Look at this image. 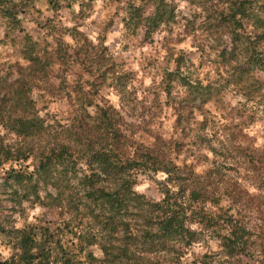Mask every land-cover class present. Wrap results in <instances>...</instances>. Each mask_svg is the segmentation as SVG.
<instances>
[{
    "label": "trees",
    "instance_id": "trees-1",
    "mask_svg": "<svg viewBox=\"0 0 264 264\" xmlns=\"http://www.w3.org/2000/svg\"><path fill=\"white\" fill-rule=\"evenodd\" d=\"M90 1L47 3L55 10L77 2L81 11ZM145 1L153 5L149 13L143 3L126 0L121 21L125 33L142 27L150 39L176 13L169 0ZM188 2L203 12L208 40L195 44L197 60L183 50H169L174 66L151 74L146 89H152L153 101L161 92L166 98L149 108L152 126L143 119L128 121L100 91L103 86L115 89L135 116L142 110L139 86L132 83L137 71L116 67L103 46L75 25L68 33L77 43L63 38L50 16L41 26L51 42L25 30L23 38L13 37L26 63L11 61L18 74L12 81L0 77V124L15 137L13 150L10 144L0 145V161L19 164L5 169L2 183L18 209L30 200L63 216L71 237L43 222L6 229L0 220V232L13 240V252L0 257V264H179L187 257L186 264H264V141L258 142L257 130L252 135L245 131L254 124L264 130V0ZM27 4L0 0V15L22 30L19 11ZM111 23L107 19L104 26ZM3 40L11 42L6 36ZM142 62L145 72L155 64ZM73 66L78 69L70 78ZM53 77L61 93L53 89ZM40 78L47 83L38 94L44 107L30 93ZM227 90L243 100L227 103ZM8 91L7 107L1 97ZM46 94L68 99L65 121L40 114ZM165 121L169 134L154 127ZM141 130L151 139L144 140ZM30 156L31 167L25 163ZM141 175L153 178L159 198L137 189ZM83 218L86 229L79 225ZM197 243L205 250L190 255Z\"/></svg>",
    "mask_w": 264,
    "mask_h": 264
},
{
    "label": "rangeland",
    "instance_id": "rangeland-1",
    "mask_svg": "<svg viewBox=\"0 0 264 264\" xmlns=\"http://www.w3.org/2000/svg\"><path fill=\"white\" fill-rule=\"evenodd\" d=\"M126 0H91L88 2L81 11L77 2L72 3L71 7L61 6L58 9L49 8L47 0H28L25 10L19 11L20 23L22 30L18 28H13L11 24L7 22L5 18L0 15V77L4 76L6 81H12L16 77L17 70L11 65V61L19 60V64H25L26 62L22 57H19V46L15 43L13 37L23 38L24 30L31 33L34 38L41 40L42 42L52 40L50 34L45 33V29L41 26V23L45 20L46 16L53 18V26L61 30V36L67 41H74L77 43L76 39H72L68 33V27L75 25L88 39H90L98 47L103 46V51L107 57L112 58L113 64L116 67L130 68L137 71L136 77L133 79L132 83L137 84V100H141V109L135 116L131 114L130 107L126 104L125 100H120V96L117 91L106 86L100 88L104 94L107 95L109 101H111L114 106L121 110L126 119L130 122H135L137 119H143L147 123V126H152L149 124L150 121V110L154 104L157 102L165 101L164 93L159 94V101H153L155 95L152 89L147 90L146 86H150L153 76L151 75L154 70L160 67L168 66L173 67L174 63L168 58L170 56L169 50H175L177 53L181 50L187 53L193 60H197L200 55L199 48L196 47V43L208 40L204 25L201 21V9L199 7H194L188 2V0H169L174 12L176 13L175 19L161 24L152 34L151 38H147L143 34V28L138 27L134 30V33H125L124 26L121 21L122 13L124 12V5ZM136 3H143L145 12L149 13L153 10L152 3H148L145 0H134ZM107 19H111V26L106 28L104 26ZM103 25V26H102ZM7 37L11 42H6L3 40ZM9 41V40H8ZM50 47V46H49ZM154 62V66H148L145 72L141 69V66L145 64L142 62ZM145 67V66H144ZM77 67L73 66L69 71V77L74 78L77 71ZM264 76V72L261 74ZM155 80L158 79L157 75L154 77ZM37 83L40 84L33 88L30 93L33 98L37 99V105L39 107H44L42 105V100H40L38 94L43 92L47 83L44 78L36 79ZM51 83L54 85V90L61 93L62 89L58 86V79L53 77L50 79ZM2 90H6L5 85L1 86ZM45 93V92H44ZM8 96V97H7ZM7 96H2L1 100L8 107L10 104L11 92H7ZM44 99L46 100V107L40 110V114L45 115L49 118L51 115L55 117L62 118L64 121L70 110V106L67 103L66 97H60L55 95L46 94ZM225 101L227 103L235 105L238 100H243L239 94H236L233 90H227L224 95ZM136 101L132 102L134 104ZM145 104V105H144ZM144 105V109L142 108ZM167 109L166 104H163ZM263 112V111H262ZM155 130H160L165 134H169L171 130L169 129V122L165 121L163 124L154 125ZM257 130V132L255 131ZM246 133L248 135L256 134L258 135V142L264 141L262 134L264 130L261 129L259 124H254V126H249L246 128ZM0 133H2V140L0 145H11V150L14 149L12 144L14 143V135L5 132V129L0 124ZM141 137L148 141L151 137L141 130ZM2 154L0 151V159ZM32 156L25 160L31 167L33 163ZM17 165L18 162L15 160L0 161V220L6 229H11L12 227L18 226L25 221H35L43 222L52 226L54 231L58 230L59 235L64 238L70 239V233L65 231V219L62 217L57 218L52 209H48L45 206L38 205L36 203L31 205L30 200L24 201L22 209H18L16 203L10 200L11 192L9 188L4 185L3 179L5 177V169L10 165ZM204 163H201L198 168L203 167ZM158 176V175H157ZM137 189L145 192L153 198H159L160 193L155 185L152 177L147 175H141L139 183L136 185ZM43 194L44 191H41ZM78 216L73 219L76 223ZM79 225L86 229L89 225L85 218L82 219V223ZM12 237L11 234L6 232H0V257L6 258L13 252L12 249ZM210 247L217 249L216 241H210ZM96 254H100V250L97 246H91ZM203 244H195L190 251V255H199L205 250ZM190 257H187L185 261L179 264H186V261ZM21 264V263H20Z\"/></svg>",
    "mask_w": 264,
    "mask_h": 264
}]
</instances>
